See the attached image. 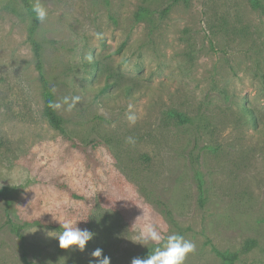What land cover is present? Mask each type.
Wrapping results in <instances>:
<instances>
[{
    "label": "rangeland",
    "instance_id": "rangeland-1",
    "mask_svg": "<svg viewBox=\"0 0 264 264\" xmlns=\"http://www.w3.org/2000/svg\"><path fill=\"white\" fill-rule=\"evenodd\" d=\"M170 1L42 0L36 38L54 102L80 98L55 108L65 137L42 114L29 18L0 0V188L16 223L54 224L22 230L30 264H89L96 248L130 264L153 245L136 243L148 223L196 244L184 264H221L215 249L264 264V12L179 0L161 14ZM140 7L150 19H135ZM5 220L0 197V264H23ZM69 221L95 233L83 252L52 237Z\"/></svg>",
    "mask_w": 264,
    "mask_h": 264
},
{
    "label": "trees",
    "instance_id": "trees-1",
    "mask_svg": "<svg viewBox=\"0 0 264 264\" xmlns=\"http://www.w3.org/2000/svg\"><path fill=\"white\" fill-rule=\"evenodd\" d=\"M19 7L24 11V13L29 18V26H28V33H27V41L31 45L32 55H33V62L34 66L38 73V78L40 82V92L41 97L43 101V108H42V114L47 120V122L52 126L54 129L58 130L63 134V136L68 137V133L64 124V119L56 112V109L51 107L50 105L54 102V92L52 89V85L50 81L48 80L45 71H44V62L42 58V45L41 42L36 38V32H37V26L38 21H36L34 14L31 11V3L32 0H15ZM179 0H171L165 7L161 9V14H166L171 5ZM250 4L255 9H260L262 12H264V0H249ZM150 10L147 7H140L134 17L137 21L143 20V19H150ZM223 95V98L225 100H229V96L224 90L220 91ZM168 115L172 117L173 119H176L178 123L184 124V123H192L191 117L186 115L183 112L177 111L176 109H172L168 112ZM198 131V130H197ZM195 143H198L199 137L196 133L193 134ZM0 197L4 200L5 203V213H6V220L1 226H6L12 231L16 237L20 240V247H21V259L23 261V264H30V261L27 258V250L24 245L25 237L22 233V230H24L28 226H54L53 223L49 221H44L39 218H33L29 220H25L22 223H16L13 220L12 217V197L10 196V188L9 187H2L0 188ZM255 241L253 239H248L245 242L244 249H248L251 247ZM155 247V245H151L150 247L143 249L136 253L133 258L140 257L144 258L146 257L152 250V248ZM215 252L221 259V264H234V262L238 259V253L237 252H230V251H219L215 249ZM132 258V259H133ZM131 264V262H130Z\"/></svg>",
    "mask_w": 264,
    "mask_h": 264
},
{
    "label": "clouds",
    "instance_id": "clouds-1",
    "mask_svg": "<svg viewBox=\"0 0 264 264\" xmlns=\"http://www.w3.org/2000/svg\"><path fill=\"white\" fill-rule=\"evenodd\" d=\"M31 11L39 23H43L47 19L48 12L42 0H32ZM88 59H91V57H88ZM79 99L78 96L65 97L63 101L53 102L50 106L59 109L62 105H67V110L70 111ZM127 119L130 124H135L137 117L134 114H128ZM127 139L130 143L134 142L131 137ZM61 227L63 231L59 235L52 236L58 239L61 249H69L75 246L76 249L83 252L87 243L95 236V233L87 228L81 229L77 227V223L73 224L70 221L63 223ZM136 243L142 246L153 244L155 247L146 257L133 258L131 264H184L186 256L196 250V244L193 241L186 239L179 233L164 236L158 230V226L153 223H148L139 232ZM91 257L93 259L89 261V264H111V258L103 255V249L101 248L93 250Z\"/></svg>",
    "mask_w": 264,
    "mask_h": 264
}]
</instances>
